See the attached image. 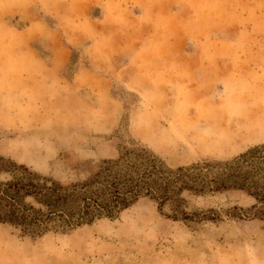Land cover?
<instances>
[{"label":"rangeland","instance_id":"374dc122","mask_svg":"<svg viewBox=\"0 0 264 264\" xmlns=\"http://www.w3.org/2000/svg\"><path fill=\"white\" fill-rule=\"evenodd\" d=\"M262 146L264 0H0V157L68 186L125 151L218 172ZM180 198L40 237L0 224V264H264L252 197Z\"/></svg>","mask_w":264,"mask_h":264},{"label":"trees","instance_id":"16d2710c","mask_svg":"<svg viewBox=\"0 0 264 264\" xmlns=\"http://www.w3.org/2000/svg\"><path fill=\"white\" fill-rule=\"evenodd\" d=\"M264 146L241 154L230 164L195 165L170 171L145 150L125 151L82 183L64 186L42 178L28 167L0 157V224L23 236L40 237L51 231H70L96 221L115 220L141 198L158 204H181L184 191L194 194L235 190L245 192L264 219ZM255 209V206H253ZM183 219L188 214L182 212Z\"/></svg>","mask_w":264,"mask_h":264}]
</instances>
